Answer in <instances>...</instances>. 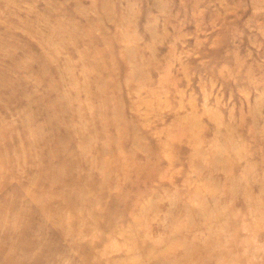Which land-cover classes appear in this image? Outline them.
I'll return each instance as SVG.
<instances>
[{"label":"rangeland","instance_id":"rangeland-1","mask_svg":"<svg viewBox=\"0 0 264 264\" xmlns=\"http://www.w3.org/2000/svg\"><path fill=\"white\" fill-rule=\"evenodd\" d=\"M0 264H264V0H0Z\"/></svg>","mask_w":264,"mask_h":264}]
</instances>
